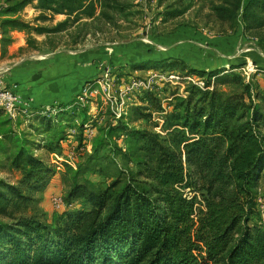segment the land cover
Segmentation results:
<instances>
[{"label": "rangeland", "instance_id": "rangeland-1", "mask_svg": "<svg viewBox=\"0 0 264 264\" xmlns=\"http://www.w3.org/2000/svg\"><path fill=\"white\" fill-rule=\"evenodd\" d=\"M70 1L34 0L12 15L27 26L13 29L25 35L14 56L49 61L56 72L48 81L64 83L69 98L34 107L22 96L31 102L27 107L0 109V181L19 184L22 172L9 161L22 150L43 159L50 179L30 191L37 200L26 214L48 223L84 208L82 199L66 200L74 180L107 187L118 174H137L140 161L154 167L161 147H182L172 135L179 129L192 139L183 123L200 103L198 90L225 92L248 105L250 98L264 100V13L256 0ZM7 39L4 52L1 40L3 55ZM59 131L64 139L57 153L39 148ZM95 148L108 157L102 162L108 174L95 166L75 179ZM147 179L138 173L137 180ZM183 191L188 198L194 194ZM250 225L264 228V178Z\"/></svg>", "mask_w": 264, "mask_h": 264}, {"label": "trees", "instance_id": "trees-1", "mask_svg": "<svg viewBox=\"0 0 264 264\" xmlns=\"http://www.w3.org/2000/svg\"><path fill=\"white\" fill-rule=\"evenodd\" d=\"M32 1L0 5L3 52L5 38L12 43L9 30L27 28L12 15ZM256 2L264 13V0ZM13 84L20 93V84ZM198 92L200 103L183 123L193 138L178 128L172 135L182 147L163 146L158 156L154 151V167L137 163L149 179L118 174L107 187L74 180L66 200L82 199L84 208L54 223L26 214L37 200L30 191L49 182L48 165L26 150L11 158L22 179L17 185L0 181V216L9 220L0 223V264H264V228L250 225L264 178V100L250 98L248 105L225 92ZM63 139L59 131L39 148L57 153ZM100 150L75 179L95 166L108 174L102 162L109 159ZM184 189L194 194L188 198Z\"/></svg>", "mask_w": 264, "mask_h": 264}, {"label": "crops", "instance_id": "crops-1", "mask_svg": "<svg viewBox=\"0 0 264 264\" xmlns=\"http://www.w3.org/2000/svg\"><path fill=\"white\" fill-rule=\"evenodd\" d=\"M27 11L28 9L25 10L24 14ZM23 16L25 18V15ZM2 19H4V16L0 15V22ZM0 30L3 33L1 26ZM7 35L12 38V43L7 47L9 53L3 55L0 52L2 78L10 85L18 82L20 84V93L25 97L32 98L34 107H46L62 97V99H68L69 95L67 96L68 91H65L64 83H56L54 86L53 82L48 81L55 80L52 73L56 72L52 70V66H48L49 61L41 63L40 61L34 62L32 59H22L20 56H14L18 50L15 47L23 46L24 32L11 29ZM65 66L66 64L61 67L64 68ZM63 94H66V96Z\"/></svg>", "mask_w": 264, "mask_h": 264}, {"label": "built area", "instance_id": "built-area-1", "mask_svg": "<svg viewBox=\"0 0 264 264\" xmlns=\"http://www.w3.org/2000/svg\"><path fill=\"white\" fill-rule=\"evenodd\" d=\"M2 37L3 33L0 30V49ZM27 104L28 100H24L19 93V86L17 84L8 86L2 78L0 70V109L13 112L23 107H27Z\"/></svg>", "mask_w": 264, "mask_h": 264}]
</instances>
